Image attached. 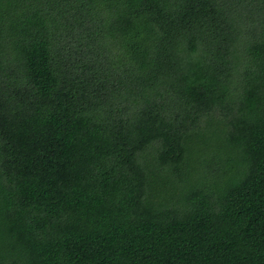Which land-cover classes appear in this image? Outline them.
<instances>
[{
  "label": "trees",
  "instance_id": "trees-1",
  "mask_svg": "<svg viewBox=\"0 0 264 264\" xmlns=\"http://www.w3.org/2000/svg\"><path fill=\"white\" fill-rule=\"evenodd\" d=\"M0 264H264V0H0Z\"/></svg>",
  "mask_w": 264,
  "mask_h": 264
}]
</instances>
